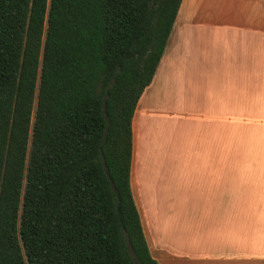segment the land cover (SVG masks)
<instances>
[{
	"label": "trees",
	"instance_id": "obj_1",
	"mask_svg": "<svg viewBox=\"0 0 264 264\" xmlns=\"http://www.w3.org/2000/svg\"><path fill=\"white\" fill-rule=\"evenodd\" d=\"M181 1L0 0V264H157L131 122Z\"/></svg>",
	"mask_w": 264,
	"mask_h": 264
},
{
	"label": "crops",
	"instance_id": "obj_2",
	"mask_svg": "<svg viewBox=\"0 0 264 264\" xmlns=\"http://www.w3.org/2000/svg\"><path fill=\"white\" fill-rule=\"evenodd\" d=\"M198 29L210 31L209 49L193 47ZM172 88L177 156L166 161L155 148L150 154L145 123L168 116L152 106L170 101ZM131 130L130 189L156 263L264 264V1L182 0ZM249 198L259 201L256 210ZM164 199L179 201L155 205ZM154 205L164 220L177 210L193 217L189 244L155 230Z\"/></svg>",
	"mask_w": 264,
	"mask_h": 264
},
{
	"label": "rangeland",
	"instance_id": "obj_3",
	"mask_svg": "<svg viewBox=\"0 0 264 264\" xmlns=\"http://www.w3.org/2000/svg\"><path fill=\"white\" fill-rule=\"evenodd\" d=\"M191 41L193 44V47L196 50H205L209 49L210 46V31L206 29H198L196 30L192 35H191ZM183 50H190V46L188 43H184L183 46L181 47ZM174 90L172 96H170L169 100L170 101H165L162 104L159 103L158 101L155 102L157 106H152L153 111H158L160 110L161 106L165 107L166 112H168V116L165 117L164 120H161L159 118L153 117L152 119L148 120L145 123V126H147V146L150 147V154L152 149H156L157 152H160V155L162 158L166 159V161L172 160L177 156V130H178V125H177V119L173 117L171 111L177 110L178 106V100H177V92L176 88H172ZM159 106V107H158ZM166 106H172V108H167ZM159 146V148L157 147ZM152 155V154H151ZM169 163V162H168ZM171 168V167H170ZM170 168H166L167 171H170ZM173 169V168H172ZM246 193L250 194V191H246ZM177 199L173 200H154V203L156 205H159V208L162 209L164 207V203L166 205H169V208L172 207V203H176ZM184 201V200H180ZM143 204H145V199L142 200ZM245 204L250 208L258 207L259 201L256 199H246L244 200ZM154 205V212L153 215L154 217H157L155 222H154V228L157 232L160 234H163V236H169L170 240L175 244H189L190 241H192V236L189 235L188 233H192V226L188 227L189 225H192L193 217H190L189 220L185 218V212L181 211V213H178L177 211L172 212L170 215L169 213L167 214L166 220L163 219V217L160 214V211H157L155 209ZM260 205V204H259ZM264 206V205H263ZM191 207L193 208L194 205L193 203L191 204ZM183 209V208H182ZM263 218V213L261 214H256L255 219ZM255 222V220L250 219V223ZM249 224V223H248ZM254 228L252 225H249V231H253ZM183 233H186L187 236L184 239L183 243ZM203 248V247H202ZM205 250H208V247L205 248Z\"/></svg>",
	"mask_w": 264,
	"mask_h": 264
}]
</instances>
